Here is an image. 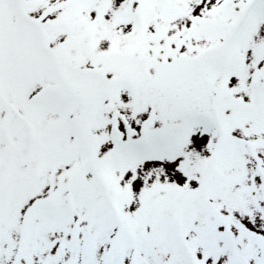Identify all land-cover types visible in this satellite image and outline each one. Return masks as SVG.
<instances>
[{"label": "snow or ice", "instance_id": "obj_1", "mask_svg": "<svg viewBox=\"0 0 264 264\" xmlns=\"http://www.w3.org/2000/svg\"><path fill=\"white\" fill-rule=\"evenodd\" d=\"M0 264H264V0H0Z\"/></svg>", "mask_w": 264, "mask_h": 264}]
</instances>
